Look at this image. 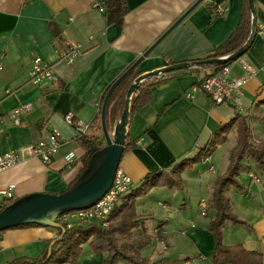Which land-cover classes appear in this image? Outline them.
<instances>
[{
  "label": "crops",
  "instance_id": "crops-1",
  "mask_svg": "<svg viewBox=\"0 0 264 264\" xmlns=\"http://www.w3.org/2000/svg\"><path fill=\"white\" fill-rule=\"evenodd\" d=\"M196 1L125 0L127 13L121 24H115L104 13V0H0V156L35 144L53 131L63 139L50 164L26 158L0 173V192L14 187L11 203L31 194L57 195L68 189L81 167L78 139L82 135L77 133L76 123L93 126L110 86L149 48L152 50L132 71L136 78L204 58L227 41L239 25L241 0H202L177 22ZM253 2L255 36L243 56L256 74L241 91L240 107L215 105L202 92L198 81L210 73L207 68L173 72L152 86L150 101L129 117L125 145L131 146L119 164L134 187L147 173L192 156L220 125L237 114L250 125L252 140L264 141V0ZM78 44L82 53L67 64L59 53L67 45ZM36 57L51 65L57 83L37 87L30 82L28 71ZM228 66L233 77L242 74L236 60ZM21 105H29L30 110L15 125L9 114ZM68 113L73 114L71 125L64 120ZM69 153L75 156L71 164L65 161ZM243 165L236 178L239 189L230 188L227 193L232 214L241 223H225L222 242L259 252L264 264L263 173L251 161L245 160ZM198 172L190 174L202 177ZM185 173L189 175L187 171L181 174L183 182ZM252 175L258 183L251 180ZM4 200L0 196V203ZM136 208L137 204L133 213L143 215ZM208 222L198 228L193 220L176 231L190 246L180 258L157 253L148 259H163V264H214ZM59 231L33 225L0 232V264L41 257L60 237ZM158 231L161 234L155 239L160 243L166 240V232L163 227ZM81 255L77 264H103L104 255L90 250L83 253V248Z\"/></svg>",
  "mask_w": 264,
  "mask_h": 264
},
{
  "label": "trees",
  "instance_id": "trees-1",
  "mask_svg": "<svg viewBox=\"0 0 264 264\" xmlns=\"http://www.w3.org/2000/svg\"><path fill=\"white\" fill-rule=\"evenodd\" d=\"M104 13L109 16V23L121 24L124 15L127 13L125 0H104ZM251 12L247 0H241V19L236 30L230 35L227 41L213 50L204 58L193 60L202 61L211 58H221L236 52L246 42L250 34ZM230 63L220 66H204L192 68L193 70L210 69L218 71ZM172 75L164 74L156 78L146 79L140 83L131 97L129 117L138 109L146 105L151 99L150 88L166 77ZM136 74L130 72L112 91L105 113L106 128L114 127L124 108L125 94L132 84ZM200 81H198V84ZM234 130L236 133V144L231 149L228 157V166L225 173L216 180L212 187L211 206L214 209V215L207 225V230L213 238V249L211 261L214 264L224 262L226 264H262V255L259 252L248 250L242 245L225 246L222 242V235L225 223L240 224L232 214L228 191L230 188L239 189L236 181L237 176L244 170L243 161H251L264 174V143L253 144L250 142L251 128L241 115H236L227 123L220 125L212 134L208 142L200 147L192 156L183 158L173 165L161 170L147 173L137 186H132L125 193L117 206L113 209L111 222L107 228H102L95 223L75 224L69 229L64 230L61 236L54 241L49 257L48 249L41 257L35 259H19L9 264H76L81 256L82 248L88 244L91 253L104 255L103 264H162L163 259L149 262L148 259L141 258L138 255L140 249L148 245L149 240L139 242L135 248L128 244L121 243V238L130 236L135 229L140 228V220L132 217L120 218L116 221L118 215L131 211L137 199L144 197L152 188L160 187L167 189H180L183 186L181 174L190 171L193 167L208 159L215 149L226 142L227 134ZM82 154L80 156L81 167L76 177L69 184L68 189L76 182L83 171L86 169L90 157L99 151L105 144L102 134L100 113L96 116L93 126H89L87 132L78 139ZM126 144L123 153L130 147ZM11 204L10 200H4L0 203V212ZM116 221V222H114ZM31 225H23L15 228H23ZM163 223H159L157 229H160ZM158 233V232H157Z\"/></svg>",
  "mask_w": 264,
  "mask_h": 264
},
{
  "label": "water",
  "instance_id": "water-1",
  "mask_svg": "<svg viewBox=\"0 0 264 264\" xmlns=\"http://www.w3.org/2000/svg\"><path fill=\"white\" fill-rule=\"evenodd\" d=\"M201 1L202 0H197L177 22ZM247 2L251 12V28L249 37L243 46L236 52L225 57L173 64L138 76L129 86L125 94L124 108L114 125L112 135H109L105 124V113L109 97L115 87L136 68L142 58L145 57L152 48H149L137 61H135L110 86L105 94L100 112L101 129L105 145L90 157L88 165L80 177L63 193L57 195L37 193L16 199L0 212V232L18 226L35 224L38 226L60 229L62 236L64 230L56 222L59 217L72 211H79L92 207L109 190L114 174L119 168L125 148L131 97L140 83L146 79L156 78L159 75L191 68L224 65L243 56L251 45L256 30L254 2L253 0H247ZM53 244L54 242H51L48 247L47 258L51 253Z\"/></svg>",
  "mask_w": 264,
  "mask_h": 264
},
{
  "label": "built area",
  "instance_id": "built-area-1",
  "mask_svg": "<svg viewBox=\"0 0 264 264\" xmlns=\"http://www.w3.org/2000/svg\"><path fill=\"white\" fill-rule=\"evenodd\" d=\"M99 9L102 11V8L99 7ZM81 53L82 46L78 44L67 45L66 50L59 53V55L67 64H72ZM236 61L242 70L240 76L233 77L231 75V69L227 65L218 71L211 70L209 74L205 75L200 80L199 88L215 105L229 103L240 107L241 91L248 80L256 74V69L244 56L239 57ZM28 75L30 82L37 87H44L47 84L57 83V79L52 73L51 65L39 57L32 60ZM29 110V105H21L14 109L9 114V117L15 125H19V117L25 115ZM72 117L73 114H66L64 116L65 122L71 125ZM75 128L79 135H84L89 126L82 122H77ZM62 141L63 139L60 134L53 131L45 139H42L35 144L17 151H9L3 154L0 156V173L13 167L26 158H36L42 164H50L54 156L58 153ZM74 160L75 156L72 153H69L65 157V161L68 164L73 163ZM251 180L257 183L259 182L256 175H252ZM132 186V180L118 168L114 174L109 190L92 207L66 213L57 219L58 224L69 229L75 224L80 223L105 222L111 215L115 206L118 205L120 198L127 193ZM13 192L14 187L9 186L0 192V196L5 200H12ZM198 207L199 215L202 217L206 216L208 204L201 200L198 203Z\"/></svg>",
  "mask_w": 264,
  "mask_h": 264
},
{
  "label": "rangeland",
  "instance_id": "rangeland-1",
  "mask_svg": "<svg viewBox=\"0 0 264 264\" xmlns=\"http://www.w3.org/2000/svg\"><path fill=\"white\" fill-rule=\"evenodd\" d=\"M113 128L114 127L107 129L109 135H112ZM250 142L253 144L264 143V141L255 142L252 140V137H250ZM235 144L236 133L232 130L227 134V140L225 143L219 145L208 159L196 164L193 167L192 170L197 169V172L199 171L198 173H201L202 177L190 174L192 170L187 171L189 172V175L186 176L185 173V182H183L182 188L172 190L155 187L152 188L147 195L137 199L135 202V204L138 205L136 212L143 215L137 216L135 215V212L131 214V211L118 215V217L115 218L116 221H119L120 218L128 219V217L140 220V228L135 229L130 236L121 238L120 244L123 242L130 245L135 250V248L139 245V242L149 240L150 243L138 252L140 257L153 259L157 253H160L168 259H177V256L180 258V253L188 250L190 246L187 244L188 240L177 234L176 231L185 228L189 225V222L193 220L198 225V228H201L202 224L211 220L214 215V209L212 208L210 202L212 193L211 187H213L219 176L225 173L224 169L228 166L229 153ZM210 165L212 166L211 172L207 171ZM262 176L264 178V174H262ZM201 200L209 204L208 215L206 218H201L198 215V203ZM109 220L111 221L110 217L105 221L106 225L104 221L91 223H95L102 228H107V224L109 226L111 223L108 222ZM158 220L168 221L162 226L166 232H164L165 235H162L163 237H166V240L163 239L160 243H158L155 239V235L161 234L160 231H158L159 229H157L160 222ZM159 238L161 240V237ZM89 250L88 244H85L83 246V253ZM148 261L153 263L158 260L148 259ZM119 264L125 263L120 262Z\"/></svg>",
  "mask_w": 264,
  "mask_h": 264
}]
</instances>
